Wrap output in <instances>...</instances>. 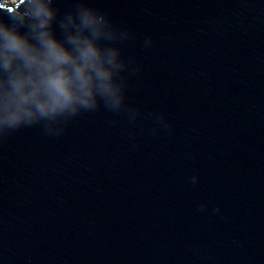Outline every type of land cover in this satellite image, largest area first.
<instances>
[{
  "label": "water",
  "instance_id": "water-1",
  "mask_svg": "<svg viewBox=\"0 0 264 264\" xmlns=\"http://www.w3.org/2000/svg\"><path fill=\"white\" fill-rule=\"evenodd\" d=\"M89 3L135 37L141 116L0 142V264H264V0Z\"/></svg>",
  "mask_w": 264,
  "mask_h": 264
},
{
  "label": "clouds",
  "instance_id": "clouds-1",
  "mask_svg": "<svg viewBox=\"0 0 264 264\" xmlns=\"http://www.w3.org/2000/svg\"><path fill=\"white\" fill-rule=\"evenodd\" d=\"M133 39L126 25L89 0H70L63 11L57 0H16L0 11V142L35 126L59 137L70 121L101 107L134 124L141 112L125 104V73L135 75L141 67L123 54ZM151 43L146 37L144 46ZM147 115L171 131L162 113ZM188 179L198 181L196 175Z\"/></svg>",
  "mask_w": 264,
  "mask_h": 264
},
{
  "label": "rangeland",
  "instance_id": "rangeland-1",
  "mask_svg": "<svg viewBox=\"0 0 264 264\" xmlns=\"http://www.w3.org/2000/svg\"><path fill=\"white\" fill-rule=\"evenodd\" d=\"M7 1H10V2H15L16 0H7Z\"/></svg>",
  "mask_w": 264,
  "mask_h": 264
}]
</instances>
